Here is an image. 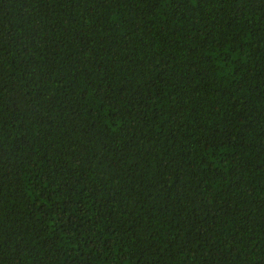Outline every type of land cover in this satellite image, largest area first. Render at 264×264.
Returning <instances> with one entry per match:
<instances>
[{
  "label": "trees",
  "instance_id": "obj_1",
  "mask_svg": "<svg viewBox=\"0 0 264 264\" xmlns=\"http://www.w3.org/2000/svg\"><path fill=\"white\" fill-rule=\"evenodd\" d=\"M0 264H264V0H0Z\"/></svg>",
  "mask_w": 264,
  "mask_h": 264
}]
</instances>
